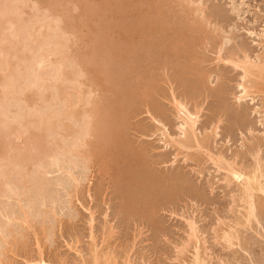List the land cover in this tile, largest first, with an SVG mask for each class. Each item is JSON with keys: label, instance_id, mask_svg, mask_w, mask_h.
I'll return each mask as SVG.
<instances>
[{"label": "rangeland", "instance_id": "1", "mask_svg": "<svg viewBox=\"0 0 264 264\" xmlns=\"http://www.w3.org/2000/svg\"><path fill=\"white\" fill-rule=\"evenodd\" d=\"M33 2L0 0V24L5 22L1 25L4 32L0 39V71H8L4 65L11 59L2 52V43L23 42L24 47L19 43L20 48H25L20 52H24L21 58L27 51L25 60L29 61V65L21 58L17 61L20 70L16 69L22 75L15 74L14 80L8 82L13 88H8L6 83L3 93L0 87V100H5V103L0 101L3 104L0 108L11 107L5 113L0 112L4 115L0 118L4 128L0 125V130L16 125L14 130L19 136L17 131L26 129L30 120L39 126L38 121L42 124L49 119L55 122L47 121V126L53 124L56 129L58 125L60 129L63 121L68 124L75 119L68 112L73 105L70 107L68 103L76 101L79 92L87 93L88 100L94 95H89L90 91L86 92L87 87L82 84L85 76L80 74V66L70 63L73 52L82 54L84 61L93 63L97 69L101 68L116 92L145 94V85L152 83L157 91L155 99L150 101L134 102L133 93L121 99L124 103L119 101L125 105L124 116L117 117L123 116L125 122L121 119L119 125L120 121L116 122L119 129L123 123L119 136L122 145L111 143L108 138L112 145L105 148L108 139L102 133L108 136L110 132L111 136L114 131L110 127L105 129L108 133L101 129L103 136H100L89 126H85L87 131L81 127L86 123L84 119L82 122L75 119L80 125L74 120L77 125L68 126L85 129L75 128L85 132L79 135L80 139L78 131L74 133L75 141L73 135L68 137L69 133L67 137L62 136L67 129L61 128L64 133L61 134V130L49 132L45 128L46 134L49 133L47 137L45 134V138L49 137L46 142L61 143L56 147L50 143L54 148L49 145L50 151L54 150L55 155L43 156L46 159H40L41 165L37 162L32 168L24 169L25 165L20 168L17 162L15 166L0 162V264H27L41 259L47 264H264V214L258 211L257 218L249 215L248 196L229 174L232 166L246 178L259 177L264 186V93L257 92L241 103L249 109L252 131L237 128L234 109L240 105L236 98L242 92L239 85L243 82V73L229 64L238 44L264 57V0H55L50 8L59 12V17ZM29 12L31 15L34 12L33 17L24 16ZM62 22L64 26L70 25L65 28L66 35L60 28ZM17 30L22 39L17 36ZM64 35L66 38L62 41L68 39L65 45L58 40ZM123 35L127 43L122 40ZM177 38L183 39L184 51H194L198 57L199 72L193 78L204 83L198 91L183 82L189 77L183 68L190 63V58L176 60L178 50L172 49L170 60L161 58L159 63L153 60L160 59L154 56L155 45ZM66 44L72 53L67 51L68 46L65 49ZM122 48L130 51L129 58L124 57ZM60 49L69 54L66 57L70 56V62L64 57L62 64L52 59L38 64L43 54L54 59V55L62 52ZM80 85L85 88L83 92L78 89H82ZM11 89H18L20 93L35 90L37 94L31 92L37 95L36 100L41 99H38L41 105L37 101L33 108L26 107L21 99L24 94L15 91L14 95ZM221 89L224 90L222 98L209 92ZM109 94L108 99H112ZM175 99L186 104L191 113L199 111L198 135L204 141V150H185L179 154L176 147L166 144L171 138L162 135L164 127L154 119L157 118L154 101L163 111L160 120L172 138L178 139L181 115ZM48 114L57 120L47 118ZM67 114L74 119H65ZM85 120L89 121L88 117ZM34 125L29 127L34 129ZM44 125L37 128L42 129ZM89 131L99 136L90 137ZM81 139L90 144L82 147L84 144L78 142ZM62 140L65 141L62 143ZM88 149L93 154L97 150L98 155L94 158L92 154L93 158L89 162L85 159L86 162L82 156L90 157ZM204 151L221 160L213 161ZM120 159L124 165L133 164L134 168L122 167ZM115 166H121L116 167L118 172ZM143 169L145 175L149 174L147 182L135 183L133 179L143 176ZM72 174L79 180V186ZM255 197L256 200L264 198V194L255 192Z\"/></svg>", "mask_w": 264, "mask_h": 264}, {"label": "bare ground", "instance_id": "2", "mask_svg": "<svg viewBox=\"0 0 264 264\" xmlns=\"http://www.w3.org/2000/svg\"><path fill=\"white\" fill-rule=\"evenodd\" d=\"M30 1V0H29ZM34 4H36L37 5V3H38V5H40V7L41 6H43V7H47V8H49L50 10H51V12H53L55 15H60L61 16V14L59 13V12H56V11H53L50 7L52 6V5H54L55 4V0H34V2H33ZM32 4V3H31ZM42 7V8H43ZM29 9V8H28ZM31 10V9H30ZM32 11V10H31ZM26 13V12H25ZM25 13H24V16L26 17L27 16V18H29V15H31V13L30 14H27V15H25ZM28 13V12H27ZM34 13V12H33ZM33 13H32V15H33ZM53 14V15H54ZM31 15V16H32ZM24 17V18H25ZM33 17V16H32ZM31 17V18H32ZM59 17V16H58ZM26 18V19H27ZM29 19V20H31V22L33 21L32 19H34V18H32V19ZM4 18H2L1 20H3ZM64 21H65V18L63 19ZM1 22V21H0ZM3 23V26H4V21H2ZM65 23V22H64ZM63 22H62V26L60 27L61 29H62V31L64 32V34L66 33V27L67 26H70V25H66V26H64L63 24H64ZM2 24H0V39H3V32H4V29L2 28ZM73 24V23H72ZM74 25V24H73ZM21 27V26H20ZM75 27V26H74ZM68 28V27H67ZM23 29V27H21V29H20V32H21V30ZM73 29V28H72ZM76 30V29H75ZM139 30V29H138ZM6 31V30H5ZM72 31V30H71ZM70 31V32H71ZM74 31V30H73ZM72 31V32H73ZM6 33V32H5ZM14 33H16V32H14ZM14 33H11L12 34V36L14 35ZM18 33V34H17ZM17 36H19L20 37V39H22V35L19 33V31L17 30ZM23 33V32H22ZM62 33V32H61ZM76 33V32H75ZM79 33V32H78ZM140 33H142L141 32V30H139V34ZM11 34H10V38H11ZM20 34V35H19ZM63 34V33H62ZM67 34V33H66ZM65 34V35H66ZM70 34V33H69ZM68 34V35H69ZM63 36L62 37V39H60L59 37V41H60V43H64V45H65V43L66 42H68L67 40L68 39H65V41L63 42L62 40L64 39V37L66 38V36ZM6 36H8V35H6ZM6 36H5V38H6ZM15 36V35H14ZM62 36V35H61ZM2 37V38H1ZM4 38V39H5ZM10 38H8V39H10ZM16 38V37H15ZM13 39V38H12ZM17 39H18V37H17ZM17 39H16V41H17ZM19 39V41H22V40H20ZM15 40V39H14ZM122 40L124 41V43H127V42H125L126 41V38H125V36L123 35L122 36ZM3 41V40H2ZM4 41H6V40H4ZM3 41V42H4ZM8 41V40H7ZM58 41V42H59ZM57 42V43H58ZM75 42V41H74ZM19 43L21 44V43H23V42H18V43H15V41H12V42H7L6 44H3L2 43V47H1V49H2V52H4V53H7L6 55H8V57L10 56L11 57V59L9 60H7V62H6V65H4L5 66V69H6V66H7V70L8 71H4L6 74H2V73H4L3 71H2V73H1V71H0V87H3V89H4V86L3 85H6V83H7V85L6 86H8V82L9 81H12V80H14V76L16 77V75L15 74H18L19 76L20 75H22L21 73H20V71H18V70H20V69H18V67H19V65H18V63H17V61L18 60H20L21 61V59L22 60H24L25 62H27L25 59H26V52H25V57H24V55H23V57H24V59H23V57L21 58V56H22V54L24 53V52H22V54L20 53L23 49H25V48H23L22 49V47H24V45L23 44H21V48H20V45H19ZM56 43V44H57ZM182 43H183V39L182 38H177V39H174V40H172V41H162V42H159L157 45H155L154 46V49L153 50H155V53H156V55H154L155 56V58H156V56H157V58H160V59H153L154 60V62L155 63H159L160 62V60H161V58L163 59V60H165V58H166V60H170V52H171V50L172 49H176V50H178V51H176V55H175V58L176 57H178V58H176V60L177 59H179V58H186V59H188L189 60V58H190V63L185 67V68H183V71L184 72H187L188 73V78H186V79H184L183 80V82L184 83H186V84H188L189 83V85H190V87L194 90V91H198L202 86H204V83H203V80L202 81H200L199 79L196 81V80H194V76L199 72V70H198V67H197V60H198V57H197V55L195 54V52L193 51H189V52H187V51H184L183 49H182ZM73 45V44H72ZM71 45V46H72ZM57 46H59V44L57 45ZM60 46H63V45H61L60 44ZM67 46H68V48L70 47L68 44H66V47H65V49L67 48ZM61 48V47H60ZM63 48V51H64V47H62ZM21 49V50H20ZM122 49H124V50H122V53H123V55H124V57L125 58H127V56H128V54H129V52L125 49V48H122ZM61 51H62V49H60ZM60 50H58V51H60ZM1 51V50H0ZM63 51L62 52H58L59 53V55L58 54H56V55H54V56H58L57 58L55 57L54 59H53V57L51 56H49L48 57V55H44L43 54V58H40V61L38 62V64L39 65H41V64H43L44 62H46V61H48V60H50V59H52V61H56L57 63L59 62H61L62 61V59L64 58V57H66L67 56V52L66 53H63ZM67 51H69V53L71 52L72 53V51H71V48H69ZM127 51V52H126ZM65 52V51H64ZM78 52H79V50H78ZM20 53V54H19ZM28 53V52H27ZM47 53H49V52H47ZM57 53V52H56ZM19 54V55H18ZM52 54H54V52L52 53ZM51 54V55H52ZM164 55L165 57H162V55ZM69 55V54H68ZM70 55H72L71 56V62H70V60H68V59H70V56H69V58H67V60L72 64V66H73V63L75 64V62H76V64H78L80 67H79V69L81 68V71H83V72H81V71H79L80 72V74L81 73H83V76H85L84 78H85V81L82 83V84H84V86H85V88L87 87V88H89V89H91V90H89V89H87L86 88V92H87V90L88 91H90L89 92V95H92V94H90V93H93V95L94 96H91V98H90V96H89V100L86 98V94L87 93H84V94H81L79 91H76L78 94H76L79 98L77 99V97H76V99L78 100H76V101H74V100H72L71 101V104H69L68 103V105L71 107L72 105V109L71 108H69L68 106V108L69 109H71L70 111H69V109H68V112L72 115V117H74L76 120H78V121H81V119H84V120H82L83 122L84 121H86V123H83V125H82V123H81V127L82 128H84L85 126H89V128L90 129H92L94 132H96V133H98L99 135L101 134V129H103L102 131H106L107 132V130H105V129H107L108 127H110V128H108L110 131H114V132H112V134H111V136H109L110 134V132H109V130H108V136H107V134H104V133H102L103 135H105V136H103L102 134L100 135V136H103V137H105V138H111L110 139V141H111V143H115V144H119L120 143V145H122L121 143V140H119V136H121V134L120 133H122V125H123V123L121 124V129H119L118 127L119 126H117V125H119V123H121V121L119 120V119H121L123 122H125L124 120L125 119H122V118H124L123 116H124V108H125V105H123L121 102H125V100H121V99H125L126 98V96L128 95V94H132L133 92H135V91H133V92H123V91H119L118 92V90H117V92H116V88L114 87V89H112L113 87H111V86H109L110 85V82H109V80H110V78H107V75L105 74V72L103 73V71H102V69L100 68V69H97V67H95L94 65H93V63H92V65L91 64H89L88 62H85L84 61V59H83V56H82V54H79V53H72V54H70ZM154 56H153V58H154ZM29 57H30V55H29ZM42 57V56H41ZM19 58H21V59H19ZM128 58H129V56H128ZM194 58V59H193ZM16 59V60H15ZM171 59H173V57L171 58ZM27 60H30L29 58H27ZM158 60H159V62H158ZM175 60V59H174ZM23 61V62H24ZM67 61V62H68ZM72 61H73V63H72ZM16 62V63H15ZM29 62V61H28ZM27 62V63H28ZM37 62V61H36ZM66 62V61H65ZM54 63V62H53ZM69 63V64H70ZM91 63V62H90ZM5 64V63H4ZM21 64V63H20ZM26 64V63H25ZM24 64V66H26ZM61 64H62V62H61ZM65 64V63H64ZM229 64H231L233 67H235L236 69H241L242 70V73H243V75H242V80H243V82L239 85L241 88H242V92H241V95H239V96H237V102H239V104L240 105H238V107L237 108H235L234 109V112H235V121H236V127L237 128H239V129H241V128H243V129H245V130H249L250 132L252 131V129H253V127H252V124H251V122H250V119H249V109L246 107V108H244V106H246V105H242L241 103L242 102H244L247 98H249V97H251L253 94H257V92H261V93H264V57H261L260 55H254L252 52H251V50L248 48V47H246V46H244V45H237V48L232 52V55L230 56V62H229ZM17 65V66H16ZM22 65V64H21ZM28 65H29V63H28ZM27 65V66H28ZM55 65H57V64H55ZM23 66V65H22ZM59 66H60V64H59ZM98 66V65H97ZM62 67V66H61ZM78 66L76 65L75 66V68H77ZM99 67V66H98ZM4 67H2V69H3ZM18 70H17V69ZM24 68V67H23ZM4 69V70H5ZM78 69V70H79ZM17 70V71H16ZM24 71H25V69H24ZM24 71L22 70V73L24 74ZM102 71V72H101ZM105 71V70H104ZM15 72H17V73H15ZM20 74H19V73ZM79 76V75H78ZM81 76V75H80ZM86 76L88 77V78H86ZM89 76H91V77H89ZM109 77V76H108ZM20 78V77H19ZM81 78V77H80ZM80 78L78 79V81L80 80ZM83 78V79H84ZM193 78V79H192ZM15 79H17V78H15ZM83 79H82V81H83ZM107 79H109V80H107ZM74 81V80H73ZM76 82H77V80H75ZM107 81H108V83H107ZM11 83V82H10ZM12 83H14V82H12ZM16 83V82H15ZM79 83V82H78ZM81 83H79V84H81ZM12 85V84H11ZM15 85H17V83L15 84ZM14 85V86H15ZM141 85V84H140ZM143 85H145V84H143ZM147 85V84H146ZM145 85V87H147L146 88V90H147V92L145 93V94H141V93H143V92H140V94H139V92H138V94H137V91H136V95H134V93L132 94L134 97H133V100H135L134 102H143V101H145V100H147V101H150V100H153V99H155L154 97H155V93H156V91H157V86L156 85H154V83H152V84H150L151 86H146ZM83 86V85H82ZM81 85H80V87H82ZM13 88V86H8V88ZM141 87H142V85H141ZM15 88H17V86L15 87ZM35 88V87H34ZM85 88H83L82 87V89L81 88H78L80 91H82V90H85ZM2 89V88H1ZM6 89V88H5ZM5 89H4V91H3V93H5L6 91H5ZM25 89V88H24ZM24 89H22V90H24ZM28 89H30V88H28ZM28 89H26V90H24L26 93H24V91L23 92H21V93H23L24 95L22 96V100L24 101V104L23 105H26V107H32V106H34L35 104H37V103H40V105H41V102H39L41 99H39V97L37 98V100L35 99L36 98V96L37 95H34V93H32L31 91H35V90H29V93H28ZM32 89V88H31ZM12 90V89H11ZM11 90H9V91H11ZM18 90V89H17ZM17 90H12V91H14L13 92V94L14 95H16L15 94V91H16V93H18L17 92ZM7 91H8V89H7ZM21 91V90H20ZM112 91H114V92H112ZM83 92V91H82ZM122 92V93H121ZM210 92V94L212 95V94H215L216 96H219L220 98H222V95L224 94V90H218V91H209ZM10 93V92H9ZM20 92H19V94H21ZM35 93H36V91H35ZM108 93H110L112 96H113V98L111 99V98H109L108 99V97H107V94ZM123 93H125V94H123ZM1 94H2V92H1V90H0V98H2L1 97ZM12 94V93H11ZM11 94H9V95H11ZM37 94V93H36ZM109 94V95H110ZM75 95V96H76ZM110 95V97H112ZM154 95V96H153ZM3 96V98L6 96V94L5 95H2ZM21 96V95H20ZM210 96V95H209ZM17 97H18V95H17ZM73 97V99L75 98L74 97V95L72 96ZM87 97H88V95H87ZM93 97V98H92ZM206 97H208V95L206 94ZM114 98H115V100H117V103H113L115 100H114ZM7 99V98H6ZM16 100H17V98H15ZM38 99H39V101H38ZM90 99H92L91 101H90ZM184 100H186L187 98H183ZM88 100V101H87ZM109 100H111V101H113L112 102V104H111V102L109 101ZM253 100H255V99H253ZM0 101H2V102H4L2 99L0 100ZM38 101V102H37ZM73 101L74 102H76V103H74L73 104ZM119 101H121V102H119ZM175 101H178V100H176L175 99ZM18 102H20V98L18 99ZM35 102V103H34ZM37 102V103H36ZM65 102H67V101H65ZM123 102V103H124ZM155 103H154V108H155V111H156V113H157V115H156V117L157 118H154L156 121H157V123L160 125V126H162V127H164L163 128V130L161 131V133H162V135L163 136H165V137H167V138H171V142L170 143H166L167 145H172V146H174V147H176L177 148V150L179 151V154H183L184 153V151L185 150H187V151H190V150H195L196 152L197 151H202V150H204L205 149V146H204V141H202V140H200V138H199V135H198V123H199V119H200V116H199V111L198 112H192L191 113V110L187 107V105L186 104H184L183 102H181V101H178L177 103V105L179 106V109H178V111H179V114L181 115V117H180V121H181V123H180V126L178 127V129H179V133H180V135H179V138L178 139H174V138H172V136L169 134V132L167 131V127L165 126V123L163 122V121H161L160 119H161V117H163V111L161 110V109H158V104L156 103V101H154ZM5 103V102H4ZM22 103V102H21ZM66 104V103H65ZM1 105H3V104H1ZM0 105V106H1ZM28 105V106H27ZM67 105V104H66ZM111 105H113V106H111ZM117 105V107H115ZM109 106H111L110 108L112 109H109ZM4 107V106H3ZM3 107H1L0 108V110L1 109H3L4 111H0V112H4L5 113V111H7V110H9V108H11V107H9L7 110H5ZM25 107V106H24ZM39 107V106H38ZM33 108V107H32ZM35 109V108H34ZM36 109H38L39 110V108H37L36 107ZM64 109V108H63ZM106 109H107V111H106ZM109 109V110H108ZM109 111V112H108ZM114 111V112H113ZM39 112V111H38ZM62 112H63V114H64V111L62 110ZM3 113V114H4ZM7 113V112H6ZM255 113H260L258 110H255ZM38 114V113H37ZM51 114V113H50ZM53 114L54 113H52V116H53ZM119 114H121V115H123V116H121L120 118H117L118 117V115ZM7 115V114H6ZM33 115H35V114H33ZM1 116V115H0ZM4 116V115H3ZM3 116H1L0 118H2ZM39 116V115H38ZM48 116H49V114L47 115V118H48ZM65 116V115H64ZM84 116H86V118L88 117V119H89V121L88 120H85L86 118H84ZM6 118L8 117V116H5ZM34 117V116H33ZM55 117H56V115H55ZM70 117L71 116H69L68 114H67V117H65V119H70ZM71 117V118H72ZM4 118V117H3ZM42 118V117H41ZM44 118H45V116H44ZM49 118H51L50 116H49ZM59 118V117H58ZM61 118H63V117H61ZM74 118H72V119H74ZM112 118H114L113 120H115L114 122H115V124H113V120H112ZM116 118L118 119L117 121H116ZM159 118V119H158ZM28 119V118H27ZM39 119V118H38ZM51 119H56V118H51ZM64 119V118H63ZM62 119V120H63ZM74 119V120H75ZM105 119H107V121L108 122H106L105 121ZM109 119L111 120V122H109ZM24 120H26V119H24ZM35 120H37L36 119V116H35ZM46 120V119H45ZM44 120V121H45ZM52 120V121H53ZM57 120V119H56ZM62 120H61V122H62ZM74 120H72V122H70L71 120H69L67 123L68 124H64V123H66V121H63V123H62V125L61 126H63V127H59L60 129H57L58 128V125H57V127H56V129H57V131L59 130H61V134L63 133L62 132V129L64 128V131L67 129V131H65L64 133H66V134H64V135H62L63 137H65V135H66V137L68 136L69 138H72L73 136H74V138H72V139H74V141H75V139H76V137H77V135L75 136V134L74 133H76L77 131L79 132H77V134H78V136L79 135H83V133L85 134V132H83L84 130L81 128V127H79V126H77V127H79V128H81L82 130H80L79 128V130H75V128H77V127H75L74 129H72L70 126H68L69 124L71 125L72 123H73V125H77L76 123L74 124V122L76 121H74ZM2 121H3V119H2ZM33 121V120H32ZM44 121H42V122H44ZM47 121H49V119L48 120H46V122ZM60 121V120H59ZM78 121H76L77 123H78ZM81 121V122H82ZM103 121H105V122H103ZM118 121H120V122H118ZM23 122H25V121H23ZM30 122V123H29ZM28 123L29 124H27V125H29V126H31V124H33V123H35V122H32L31 123V120L29 121ZM45 122V123H46ZM50 123H54V122H51V121H49ZM48 122V123H49ZM60 122V123H61ZM90 123L91 124V126H90V124H88V125H86L87 123ZM116 122H118V124L116 123ZM3 123L4 122H1V124L3 125ZM7 123V122H6ZM5 123V124H6ZM27 123V122H26ZM45 123H42L43 125L45 124ZM47 123V124H48ZM103 123L105 124V125H103ZM108 123V124H107ZM113 124V125H111V124ZM0 124V125H1ZM4 124V125H5ZM9 124V123H8ZM23 124V123H22ZM22 124H21V126H22ZM40 127H41V122L39 123V121H38V123H37ZM79 125H80V122L78 123ZM117 124V125H116ZM1 125V127H3ZM12 125V124H11ZM14 125V124H13ZM34 125V124H33ZM32 125V126H33ZM35 125H36V123H35ZM34 125V129H32L31 127H25L26 129H19V131H17V132H19L18 134H21V135H17V133H16V131L14 130L16 127V125L13 127H10V125H9V127L10 128H8V126H7V128H5V129H2V130H0V162L1 163H4V164H11V163H13V165L14 164H16V162H17V164H21L20 165V168H21V166L23 167L24 165H25V167H24V169L27 167V168H29V167H31L34 163H36V164H34V165H37V162L39 163L40 162V159H41V161L42 160H45L46 158V156L48 155L49 156V154L50 155H52V157H53V155H55V153H54V150L51 152L50 150H51V147L53 148V146L54 147H56L55 145H58V142H60V141H55V142H57L56 144H54L55 142L54 141H52V142H54V143H51V144H53V146L49 143V142H46L47 141V139L49 138H45V134H46V130L47 131H49V132H51L53 129L54 130H56L55 128H54V125L52 124H50V126H47L46 124L44 125V126H42V129L41 128H37V127H39V126H35ZM60 125V124H59ZM25 126H26V124H25ZM65 126H68V128H66ZM84 126V127H83ZM103 126L105 127V128H103ZM18 127H20V126H18ZM17 127V128H18ZM74 131L73 133H72V130H70L71 132H69V130L68 129H70V128ZM114 127H117L119 130H117V128L116 129H113ZM4 128V127H3ZM13 128V129H12ZM22 128V127H21ZM23 128H24V124H23ZM30 128V129H29ZM45 128H46V130H45ZM62 128V129H61ZM86 128V131H87V127H85ZM28 129V130H27ZM89 129V130H90ZM20 130H21V132H20ZM27 130V131H26ZM51 130V131H50ZM53 130V131H54ZM92 130H90L91 132H92ZM122 130V131H121ZM22 131H25L24 133L22 132ZM56 131V132H57ZM89 131V132H90ZM119 131V132H118ZM14 132H15V135H16V137H14L15 135H14ZM56 132H54V133H56ZM82 134H81V133ZM89 132H87L88 134H89V136L90 135H92V136H90V137H96V136H99L98 134H96V133H94L95 134V136H93L94 134H92L91 132V134L89 133ZM167 132V133H166ZM54 133H52V134H54ZM59 133V134H60ZM67 133H69L68 135H67ZM120 135H119V134ZM49 133L47 132V134H46V137H47V135H48ZM57 134H58V132H57ZM61 134H60V136H61ZM70 134H71V136H70ZM87 134V135H88ZM18 136V137H17ZM49 136V135H48ZM50 136L52 137L53 135H51L50 134ZM58 136V135H57ZM56 136V137H57ZM107 136V137H106ZM54 137H55V135H54ZM62 137V138H63ZM87 137V136H86ZM103 137H102V139H103ZM68 138V139H69ZM82 138H83V136H82ZM101 137H99V139H100ZM104 138V143H107V144H104L105 145V148L107 147V145L109 144V139H108V141L106 142V139ZM113 138V139H112ZM50 139H52V138H50ZM57 140H58V138H56ZM60 139V138H59ZM65 139V138H64ZM78 139H80V136H79V138ZM83 139H86L85 138V135H84V138ZM98 139V138H97ZM98 139V140H99ZM53 140V139H52ZM120 142H119V141ZM48 141H50V140H48ZM65 140H62V143L64 142ZM115 141H117V143L115 142ZM78 142L81 144L82 143V145L84 144V146H82V145H80V146H82V147H85V144H90V143H87V142H83V140L81 139L80 141L78 140ZM98 142V141H97ZM96 142V143H97ZM100 142V141H99ZM103 142V141H102ZM47 143H49V144H47ZM61 143V142H60ZM110 143V144H111ZM99 144V143H98ZM109 144V145H110ZM115 144H113V145H115ZM51 147H50V146ZM59 145H61V144H59ZM75 145H77L76 143H75ZM108 145V149H109V147L112 145H110L109 146ZM87 146V145H86ZM98 146V145H97ZM102 146H100V148H101ZM117 147H119V145H117ZM78 148V147H77ZM87 148H89V146L87 147ZM54 149V148H53ZM79 149V150H78ZM77 150L78 151H80V148H78ZM90 149V148H89ZM88 149V151L89 152H87V153H91V150H89ZM103 150H104V146H103V148H102ZM102 149H100L101 150V154H103L102 152ZM107 149V150H108ZM76 150V151H77ZM99 150V151H100ZM71 151V150H70ZM94 151H95V149H94ZM97 151V150H96ZM95 151V154L96 155H98V153ZM74 152H75V150H74ZM74 152H73V154H74ZM82 152V151H81ZM206 154H208V156L210 157V158H212V160L213 161H220L221 159L219 158V157H216L215 155H213L211 152H209V151H204ZM51 153H54V154H51ZM78 153V152H77ZM80 153V152H79ZM100 153V152H99ZM82 154H83V152H82ZM92 154L93 153H91L90 154V157L88 156V154H83V158H84V160L86 159L88 162L90 161V159H92L93 158V156H92ZM95 154H93L94 155V158L95 157H97ZM46 155V156H45ZM107 155V154H106ZM43 156H45L44 158H43ZM47 156V158H49ZM109 156V155H108ZM101 158L102 157V155L101 156H98V158ZM105 157H107V156H105ZM89 158V159H88ZM198 158H199V156H198ZM103 159V158H102ZM85 160V161H86ZM86 161V162H87ZM118 161V160H117ZM123 161V160H122ZM119 162H121V159L119 160ZM119 162L117 163L118 164V166H119ZM124 162V161H123ZM42 163V162H41ZM44 163V162H43ZM40 164V163H39ZM123 164V165H122ZM125 164V162L124 163H120V165L122 166V167H124V166H126V165H124ZM8 165V166H9ZM33 165V166H34ZM41 165V164H40ZM15 166V165H14ZM118 166H115L114 168L117 170V168L116 167H118ZM121 166L120 167H118V168H121ZM4 167H6L5 165H4ZM10 168L12 167V166H9ZM17 167V166H16ZM19 167V166H18ZM108 167H111L112 168V166H109L108 165ZM32 168V167H31ZM125 168H134L133 167V164H131L130 165V167L127 165ZM27 170H29V169H27ZM25 171V170H24ZM32 170H30V172H31ZM26 172V171H25ZM24 172V173H25ZM70 172V171H69ZM117 172H118V170H117ZM143 176H141L140 178H134L133 179V181L136 183V182H138V183H140V182H147L146 181V178L148 177V175H145V169H143ZM229 174L230 175H232V177L234 178V180H236L237 182H239L240 183V185L244 188V190H245V193L247 194V196H248V200H249V209H248V211H249V215L252 217V218H257V212L258 211H260L261 212V214H264V198H259V199H257L256 200V197H255V192H262L263 194H264V186H262L261 185V183H260V178L259 177H255V178H246L245 177V175H244V173L241 171V170H238V169H236V168H234V167H232V166H230V170H229ZM26 175V174H25ZM72 178H73V180L76 182V184L78 185L79 184V180L72 174ZM151 179L152 178H149V180L151 181ZM164 184H166V183H164ZM79 186V185H78ZM77 186V187H78ZM166 189H167V186H166ZM147 193V192H146ZM140 194L144 197V193H141L140 192ZM131 210V209H130ZM133 210V209H132ZM133 211H135V209L133 210ZM149 215V214H148ZM194 227V226H193ZM195 229V228H194ZM194 232H195V230H194ZM232 244L233 242H232V239H229V244ZM1 255V254H0ZM97 258H98V256H96V263H97ZM196 259H197V257H196ZM200 260V259H199ZM197 261H198V259H197ZM199 262V261H198ZM195 263H197V262H195ZM27 264H47L43 259H41L39 262H34V263H27ZM199 264H201V262L199 263Z\"/></svg>", "mask_w": 264, "mask_h": 264}]
</instances>
